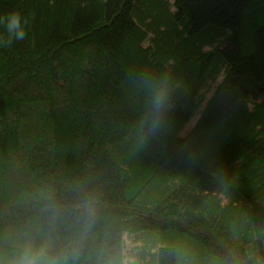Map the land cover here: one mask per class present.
I'll use <instances>...</instances> for the list:
<instances>
[{
	"label": "trees",
	"instance_id": "16d2710c",
	"mask_svg": "<svg viewBox=\"0 0 264 264\" xmlns=\"http://www.w3.org/2000/svg\"><path fill=\"white\" fill-rule=\"evenodd\" d=\"M11 11L28 23L0 47V264L28 243L66 264L264 260V0H0ZM165 75L153 134L145 81Z\"/></svg>",
	"mask_w": 264,
	"mask_h": 264
},
{
	"label": "clouds",
	"instance_id": "9594fccd",
	"mask_svg": "<svg viewBox=\"0 0 264 264\" xmlns=\"http://www.w3.org/2000/svg\"><path fill=\"white\" fill-rule=\"evenodd\" d=\"M27 19L18 11H11L0 16V25H3L7 37L0 36V47H10L14 41H23L27 36ZM149 88V113L142 121L150 133H156L162 127L164 116L170 107L169 78L162 76L154 81H145ZM86 226L94 224L98 214L99 201L93 197L82 205ZM14 264H66L61 257H51L44 247L36 248L31 243L26 244L20 251ZM255 264H264V260L257 259Z\"/></svg>",
	"mask_w": 264,
	"mask_h": 264
},
{
	"label": "rangeland",
	"instance_id": "374dc122",
	"mask_svg": "<svg viewBox=\"0 0 264 264\" xmlns=\"http://www.w3.org/2000/svg\"><path fill=\"white\" fill-rule=\"evenodd\" d=\"M198 112L195 113L189 120V122H187L185 124V126L183 127V129L180 131L179 135L180 137H184L194 126V124L196 123L197 121V118H198Z\"/></svg>",
	"mask_w": 264,
	"mask_h": 264
}]
</instances>
